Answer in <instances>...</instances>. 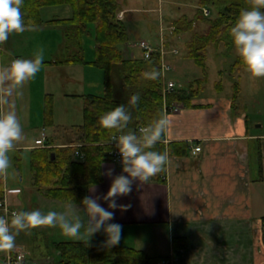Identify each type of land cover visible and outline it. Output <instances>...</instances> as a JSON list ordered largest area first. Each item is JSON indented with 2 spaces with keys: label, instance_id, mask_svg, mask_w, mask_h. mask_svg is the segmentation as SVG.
Returning a JSON list of instances; mask_svg holds the SVG:
<instances>
[{
  "label": "crops",
  "instance_id": "1",
  "mask_svg": "<svg viewBox=\"0 0 264 264\" xmlns=\"http://www.w3.org/2000/svg\"><path fill=\"white\" fill-rule=\"evenodd\" d=\"M52 16L59 17L58 11ZM35 28V34L30 35L26 28L0 45V66L17 58L31 59L40 47L45 50L43 63L63 55V41L58 40L56 29L44 25ZM43 65L37 77L12 98V110L31 113L29 117H36L37 125H41L46 97L53 95L55 104H63L68 110L75 104L84 117L82 96L100 92V84L87 78L84 65ZM189 88L193 90L189 105L167 117L170 124L164 143L174 147L168 154L165 184L134 181L129 195L116 198L118 205H130L125 210L109 209L108 201L103 199L98 203L114 211L115 219L108 223H119L137 232L153 231L154 255L149 246H130L153 258L170 256L173 264H264V134H259V126L239 106V98L234 103L232 94L221 95L220 89L208 97L201 94L200 87ZM36 139L34 145L27 144L30 146L19 143L16 151L35 150ZM71 139L72 130L52 135L55 147L66 146ZM179 143L189 146L186 154L175 147ZM199 147L201 151L195 152ZM109 168L113 170L111 177L105 174ZM103 173L105 182L91 188L88 196L106 195L116 175H127L122 172L121 158L105 163ZM32 182L14 191L6 186L12 211L39 209L46 213L66 209L68 204L45 197ZM76 205L83 208L82 204ZM80 215L86 222L85 213L81 211ZM175 238L186 239L188 247L175 249ZM64 240L84 242L62 235L58 228L41 227L30 233L20 232L16 245L25 249L28 264H59L60 253L55 245ZM105 241L103 230L89 240L97 247L104 246ZM5 254L0 252V264H6Z\"/></svg>",
  "mask_w": 264,
  "mask_h": 264
},
{
  "label": "trees",
  "instance_id": "2",
  "mask_svg": "<svg viewBox=\"0 0 264 264\" xmlns=\"http://www.w3.org/2000/svg\"><path fill=\"white\" fill-rule=\"evenodd\" d=\"M198 13L203 14L202 8L209 3L223 5L214 19H209V27L203 33L195 34L188 44L187 56L206 70V52L210 45L232 46L230 29L241 10L244 0H199ZM71 8V15L66 18L54 17L46 23L55 26L63 32V55L53 61L44 62L57 66L90 64L105 73L102 84L103 92L83 95L82 125L73 132V139L66 146H53L52 137H47L48 148L32 150L31 168L32 185L47 198L57 199L63 203L82 204L91 188L105 182L103 165L113 162L114 141L111 135L123 134L117 130H105L99 125L100 116L116 106L124 105L131 114L132 120L124 129V133L134 131L137 134L142 126H146L161 113L165 114V105L183 102L190 103L193 90H185L164 95L163 75L157 80L143 77L144 72L157 69L162 71L161 53L153 51L150 59L142 55H132L129 49V34L124 23L126 12L119 5V0H24L22 12L26 28L42 26L45 8ZM125 12L124 18L119 14ZM204 15V14H203ZM195 21L188 18L176 20L172 27L174 33L194 28ZM94 26L96 57L92 63L86 61L84 38L90 35V26ZM43 63V64H44ZM245 70L240 57L235 58L230 72L235 76L237 72ZM221 89V86L219 87ZM241 92V85L234 83L233 102L236 103ZM139 93L140 100L136 106L129 101L133 94ZM54 96L47 95L45 100V123L54 124ZM166 136L157 143L153 150L167 153L173 152L172 144H165ZM172 145V146H171ZM181 147L179 153L186 154L189 146L184 143L174 144ZM107 149V150H106ZM80 152L83 157L76 155ZM178 153V154H179ZM55 154V159H52ZM19 153V160H20ZM166 170L150 179L151 182L165 184ZM5 177H0V199L6 193ZM264 226V225H263ZM175 249H186L188 241L182 238L173 239ZM60 253L59 264H157L163 257H148L144 251L127 245H116L111 248L94 246L90 242H73L64 240L55 245Z\"/></svg>",
  "mask_w": 264,
  "mask_h": 264
},
{
  "label": "clouds",
  "instance_id": "3",
  "mask_svg": "<svg viewBox=\"0 0 264 264\" xmlns=\"http://www.w3.org/2000/svg\"><path fill=\"white\" fill-rule=\"evenodd\" d=\"M23 5L24 0H0V45L5 44L11 34L23 33L26 27L31 26H26ZM230 37L250 77L264 78V0H249V7L240 11L231 27ZM44 53V48L40 47L31 59L17 58L7 66H0V177L9 175V153L15 151L16 146L26 138L20 119L12 110V98L20 95V90L41 72ZM142 75L145 79L157 80L163 73L154 68ZM139 100L140 95L136 93L130 97L129 103L136 106ZM131 120V114L124 105L114 107L99 118V125L103 129L123 133L111 135V142L116 143L121 154L122 172L127 175H116L106 195L85 196L81 202L83 208L71 199L64 211L49 210L45 213L36 209L14 211L10 218L0 215V252L14 250L20 232L30 233L32 229L41 227L58 228L62 235L86 244L95 233L103 230L107 236V247L119 244L123 226L108 223L115 219L114 211L102 207L98 201H108L109 209L125 210L130 205H118L116 198L129 195L134 181L146 184L165 171L169 162L167 151L153 150L167 134L170 124L167 116L161 113L158 118L141 127L138 134L134 131L124 133ZM112 171L109 168L105 174L111 177ZM81 211L87 216L86 222L80 215Z\"/></svg>",
  "mask_w": 264,
  "mask_h": 264
},
{
  "label": "rangeland",
  "instance_id": "4",
  "mask_svg": "<svg viewBox=\"0 0 264 264\" xmlns=\"http://www.w3.org/2000/svg\"><path fill=\"white\" fill-rule=\"evenodd\" d=\"M119 5L123 10L127 9L124 23L129 34V49L141 55L142 52L137 46L142 40L147 41L153 47L161 46L164 41L166 43L165 49L168 51L166 61L173 67V70L166 72V80L174 82L181 90L188 91L190 85H194L196 89L201 88L202 95L213 97L218 93L221 86V95H231L233 94L234 83L238 80L241 85L238 104L246 109L252 123L259 126L257 129L259 134H264V78L254 79L250 77L246 70L237 72L235 76H232L230 68L238 56L234 46H226L223 43L219 46L210 45L206 52V70L187 56L188 44L192 37L208 29L209 19L216 18L223 5L217 6L209 3L206 6L210 13L208 17L198 13V8L201 6L199 0H119ZM248 7L249 0H244V9ZM53 11H58L60 18H66L71 15L72 10L69 7H50L45 8L43 13V21H45L43 25L49 26L52 30L56 29L57 38L62 42L64 39L63 32L59 28L46 23L48 20L53 19ZM185 17L190 21H195L194 28L174 33L172 27L174 22ZM35 29V27L28 28L30 35L34 33ZM89 31H91L90 35L84 38V51L86 61L92 63L96 57L93 25L90 26ZM175 49L179 51L178 54L171 52ZM84 66L87 69V78H93L100 84L98 89L100 92L94 93L103 92L102 84L105 80V73L94 65L85 64ZM70 106L72 107L68 110L63 104H55L54 124H46L44 120L41 125H37L38 119L32 116L29 117L31 113L18 114L16 112L26 137L22 141V145L26 146L31 142L34 145L35 138H39L43 132L42 128L46 129V133L50 137L60 133L64 134L66 131L72 130L74 132L78 129V126L82 125L84 117L75 104ZM19 153L21 155L20 160L18 159ZM9 157L11 167L9 168V175L5 177L7 189L14 191V188H19L20 185L22 187L29 185L33 179L31 168L32 150L25 149L24 152H21L15 149V151L9 153ZM152 233L153 231L149 229L137 232L134 229L123 228L120 242L127 246H134V243H141L145 248L149 246L151 254L154 255ZM139 237L142 239L139 240ZM135 239H138V241L136 242ZM159 243L163 245L164 242L159 240ZM148 257L151 258L152 256L148 255Z\"/></svg>",
  "mask_w": 264,
  "mask_h": 264
},
{
  "label": "built area",
  "instance_id": "5",
  "mask_svg": "<svg viewBox=\"0 0 264 264\" xmlns=\"http://www.w3.org/2000/svg\"><path fill=\"white\" fill-rule=\"evenodd\" d=\"M204 13H206L207 15L209 14L207 10H205ZM138 48L141 50V52H143L142 56L144 59H150L153 51H159L161 53L162 73L164 76L163 93L166 96L176 91V89H178L177 84L166 80L165 74L166 72H169L172 70V66L166 61V55L168 51H166L164 43L162 42L161 46L153 47L147 41L142 40L141 42H139ZM172 53L177 54L179 53V51L175 49V50H172ZM182 107H183V104L180 102L174 103L171 106L165 105V108H164L165 115L168 116L170 113H177L178 111H180ZM46 139H47V134H46V131L44 130L41 136L38 139H36L35 148L36 147L47 148L48 145H47ZM114 145L116 147L115 142H114ZM199 151H201L200 147L195 149V152H199ZM77 156L80 158L83 157V155L80 152H77ZM114 156L116 157V159L121 158V154L117 147H116V151L114 152ZM14 211H11L10 203L6 196L0 199V215L5 216L6 218H10L11 213ZM26 255L27 253L25 249L16 245L14 250L7 252V256H6L7 264H28V260H26ZM158 264H173V261L171 259H163Z\"/></svg>",
  "mask_w": 264,
  "mask_h": 264
},
{
  "label": "water",
  "instance_id": "6",
  "mask_svg": "<svg viewBox=\"0 0 264 264\" xmlns=\"http://www.w3.org/2000/svg\"><path fill=\"white\" fill-rule=\"evenodd\" d=\"M52 159H53V160L55 159V154H52Z\"/></svg>",
  "mask_w": 264,
  "mask_h": 264
}]
</instances>
